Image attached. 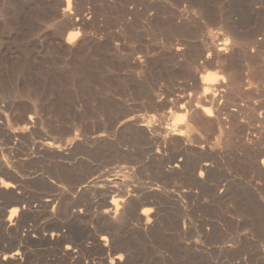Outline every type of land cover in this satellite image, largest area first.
<instances>
[{
	"label": "rangeland",
	"instance_id": "374dc122",
	"mask_svg": "<svg viewBox=\"0 0 264 264\" xmlns=\"http://www.w3.org/2000/svg\"><path fill=\"white\" fill-rule=\"evenodd\" d=\"M0 166L2 264H264V0H0Z\"/></svg>",
	"mask_w": 264,
	"mask_h": 264
},
{
	"label": "bare ground",
	"instance_id": "6f19581e",
	"mask_svg": "<svg viewBox=\"0 0 264 264\" xmlns=\"http://www.w3.org/2000/svg\"><path fill=\"white\" fill-rule=\"evenodd\" d=\"M71 1L72 0H66V2H67V6H69L70 4H71ZM208 16V15H207ZM209 17V16H208ZM213 19V18H212ZM73 25H75V23H73ZM77 25V24H76ZM69 26H71V25H69ZM78 26V25H77ZM75 28L77 29V27L75 26ZM75 30V29H74ZM78 30V29H77ZM212 32V31H211ZM236 32V31H235ZM79 34V32L78 31H74V32H71V33H69V38H71V39H74V38H77L79 35H75V34ZM236 36V35H235ZM222 41V40H221ZM220 41V42H221ZM225 43H222V44H220V48L218 49L219 51H222V50H224L225 49ZM259 45V44H258ZM215 47V46H214ZM214 49V48H213ZM214 51H216V48H215V50ZM204 54V53H203ZM209 54V53H208ZM212 54V53H211ZM215 54V53H214ZM210 55V54H209ZM201 57H202V55H201ZM195 58V57H194ZM214 58H216V57H213V59ZM211 62V61H210ZM198 65V64H197ZM199 66V65H198ZM246 70V69H245ZM250 71V70H249ZM251 73H252V70L250 71ZM248 75H251V74H248ZM254 75V74H253ZM226 78V77H225ZM218 79V78H217ZM222 79H224V78H222ZM216 76L215 75H213V74H208V75H206V77H205V79H204V82L206 81V89H205V91L204 92H207V93H209L210 92V95L211 96H208L207 95V99H209V98H211L212 100L213 99H215V97L217 96L218 97V94L217 95H215V93H211V90H215L216 92L217 91H219V87H217V83H216V81L218 82V80H216ZM228 81V80H227ZM255 82V81H254ZM229 83V82H228ZM248 83V82H247ZM252 83V82H251ZM250 82L248 83V84H251ZM230 84V83H229ZM257 84V83H256ZM227 85V84H226ZM243 85V84H242ZM259 85V84H258ZM229 86V85H228ZM249 87H251V85H249L248 86V88ZM247 88V89H248ZM227 89V88H226ZM230 89V88H229ZM204 90V89H203ZM233 90H234V88H233ZM220 92H221V90H220ZM206 93V94H207ZM205 96V95H204ZM218 99V98H217ZM216 99V100H217ZM218 101V100H217ZM212 103V102H211ZM195 108H196V110H197V108L198 107H196L195 106ZM205 107H203V108H201L200 107V109H203L204 110V112H206L207 113V108H205ZM199 109V110H200ZM206 110V111H205ZM200 111H202V110H200ZM209 111V110H208ZM210 111H211V109H210ZM190 112V111H189ZM193 112V111H192ZM203 111H202V113H204ZM219 112V111H218ZM208 113H210V112H208ZM191 114V113H190ZM190 114H188V116L190 115ZM214 116V115H213ZM197 117H198V115H197ZM200 117V116H199ZM204 117H205V115H204ZM189 118V117H188ZM200 120H201V118H200ZM199 120V121H200ZM192 121V120H191ZM205 121V120H204ZM193 122V121H192ZM207 122H208V120H207ZM197 123V122H196ZM195 123V124H196ZM203 123V122H202ZM211 123H212V121H211ZM181 124V123H180ZM172 125H174V124H172ZM181 126V125H180ZM178 128H180V129H175V131H174V134H179V131L181 132V127H178ZM168 130V129H167ZM184 130V129H183ZM184 132V131H183ZM182 132V133H183ZM10 133V132H9ZM16 135V134H15ZM13 138V137H12ZM208 165H210L209 163H205V166H208ZM175 166H178V164H176ZM204 167V166H203ZM203 169V168H202ZM5 170H6V168H5ZM22 188V183H21V181L18 179V177L17 176H15V175H13V174H10V173H7L6 171H4V169L0 166V198H1V196L3 197V195H5V196H12V197H14V199L13 200H11V201H9L8 203H7V205L5 206V207H3V208H1L2 206H0V226L2 227V229L3 230H6L7 229V227L9 228V227H15L17 230L19 229V227H20V225H22V223L24 222V221H22V217L23 216H25V217H27L26 216V213H27V210L26 209H31V203L29 204L28 203V200H27V198L23 195V194H21L20 193V189ZM9 198V197H8ZM11 198V197H10ZM53 201V199L51 198V197H47L44 201H43V205L45 206V207H47V206H49V204L51 203ZM113 201H118V203H113ZM31 202V201H30ZM55 202V201H54ZM121 202H123V200H121V201H119V200H116V199H113L111 202H110V204H107V205H109V207L104 211L105 213H106V215H109V217H111V220L113 221V219H114V221H116L117 222V219H119L118 217H117V211L119 210V208L121 207ZM27 203V208H25V204ZM1 204H2V202H1ZM0 204V205H1ZM123 204V203H122ZM3 205H4V203H3ZM43 206V207H44ZM50 207V206H49ZM125 207V206H124ZM8 208H11L10 209V213H9V216L6 218V211H7V209ZM13 210H15V214H13ZM124 210V209H123ZM73 211V210H72ZM32 212V211H31ZM34 212H35V210H34ZM121 212H122V209H121ZM120 212V213H121ZM122 214V213H121ZM120 214V215H121ZM126 214V213H125ZM130 214V213H129ZM143 214V213H142ZM4 215H5V217H4ZM31 215V214H30ZM128 215V214H127ZM131 215V214H130ZM119 216V215H118ZM124 216V215H123ZM133 216V215H132ZM152 216V215H151ZM24 217V218H25ZM127 217V216H126ZM140 217H141V215H140ZM154 217V216H153ZM117 218V219H116ZM26 220V219H25ZM115 222V223H116ZM122 222V221H121ZM148 223V222H147ZM146 223V224H147ZM24 224V223H23ZM25 225V224H24ZM23 225V226H24ZM140 225H141V223H140ZM28 228V227H27ZM27 228H26V230H27ZM145 228V227H144ZM22 229V228H21ZM1 230V229H0ZM23 231V230H22ZM24 232V231H23ZM31 232H33V231H31V230H27L26 231V233H24V234H20V235H18V236H20L19 237V241H18V245H17V247L15 248L14 246H16V245H14L15 244V242H14V244H13V248H15L12 252H10L9 254H7V253H5L4 254V256H3V261H5L6 262V260L7 261H9V262H7L8 264L10 263V262H12V263H15V264H24V261H25V258H26V256L28 257V255H27V251H26V244H29L28 242H27V239H30V237H31ZM13 233V232H12ZM17 233H19V232H17ZM1 234V233H0ZM5 234V233H4ZM34 234V233H33ZM13 235V234H12ZM41 235V234H40ZM1 237H3V234L1 235ZM5 237V236H4ZM46 237V236H45ZM48 237H49V234H48ZM105 237H107L108 238V236H106V235H104L101 239H100V241L102 240L103 241V243H104V246L106 247L107 246V243H108V241H109V238L107 239V240H105L104 238ZM7 238V237H6ZM17 237H15V239H16ZM3 239L4 238H2V241H3ZM18 239V238H17ZM45 239V238H44ZM49 239V238H48ZM46 240V239H45ZM34 241V240H33ZM48 241V240H47ZM1 242V241H0ZM4 242H5V239H4ZM3 242V243H4ZM30 243L32 242L31 240L29 241ZM57 242H58V240H57ZM56 242V243H57ZM59 242H61V241H59ZM6 243V242H5ZM13 243V242H12ZM34 243H35V241H34ZM69 243V242H68ZM102 243V242H101ZM1 245H2V242H1ZM0 245V246H1ZM11 244L9 243V245H7V246H9V247H11L10 246ZM8 247V248H9ZM1 248V247H0ZM7 248V249H8ZM29 248V247H28ZM31 248V247H30ZM29 248V249H30ZM112 248V247H111ZM7 249H6V251H7ZM103 249H104V247H103ZM65 251H66V253L68 254V253H70V248L69 247H66V249H65ZM105 251V250H104ZM1 252V251H0ZM29 253V252H28ZM30 254V253H29ZM65 255V254H64ZM68 256H69V254H68ZM72 255H70V257H71ZM30 258H31V256H30ZM114 259V258H113ZM26 262H28L27 260H26ZM48 262V261H47ZM47 262H45V264H48ZM77 262V261H76ZM0 263H1V260H0ZM50 263V262H49ZM2 264V263H1ZM6 264V263H5ZM28 264V263H27ZM52 264V263H51ZM106 264V263H105ZM110 264H113V261H112V263H110Z\"/></svg>",
	"mask_w": 264,
	"mask_h": 264
},
{
	"label": "snow or ice",
	"instance_id": "6c2138e0",
	"mask_svg": "<svg viewBox=\"0 0 264 264\" xmlns=\"http://www.w3.org/2000/svg\"><path fill=\"white\" fill-rule=\"evenodd\" d=\"M75 35H79V34L77 33V34H75ZM201 175L203 176L204 173H201ZM113 203H118V201H113ZM153 211H154V209H152V208H144V209H142V212H143V214H144L145 216H150V214H151ZM104 239L107 240L108 238L105 237ZM121 259H123V257H121Z\"/></svg>",
	"mask_w": 264,
	"mask_h": 264
},
{
	"label": "clouds",
	"instance_id": "9594fccd",
	"mask_svg": "<svg viewBox=\"0 0 264 264\" xmlns=\"http://www.w3.org/2000/svg\"><path fill=\"white\" fill-rule=\"evenodd\" d=\"M13 214H15V210H13Z\"/></svg>",
	"mask_w": 264,
	"mask_h": 264
}]
</instances>
